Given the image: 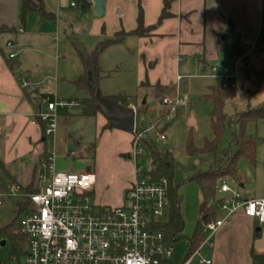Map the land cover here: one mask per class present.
<instances>
[{
  "label": "rangeland",
  "instance_id": "obj_1",
  "mask_svg": "<svg viewBox=\"0 0 264 264\" xmlns=\"http://www.w3.org/2000/svg\"><path fill=\"white\" fill-rule=\"evenodd\" d=\"M76 2L78 8L65 12L58 28L55 22H51L54 29L53 31L50 29L47 37L36 38V43L27 46L19 53V62L29 65L28 70L24 67L19 70V76L26 82L28 90L38 95L37 98L40 100L76 99L79 101V105L72 109H57V129L55 133L47 136L45 156L52 157L58 171L81 173L91 168L99 176L107 177L104 185L96 186L93 200L102 206L116 207L124 203V195L120 196L116 185L127 181L128 177L135 173L136 160L130 156L131 150L125 153L118 152L129 148L126 133L129 131L114 130V127L107 129L102 125L100 116L88 117L82 113L84 99L89 96V93L86 89H78L73 84V80L80 74L75 73L77 65L82 67L78 50L90 53L100 41L87 33L88 24L91 17L95 15V10L82 15L80 0ZM261 16L259 45L252 55L243 57L239 79L233 86L236 89V95L227 100L225 105L228 120L219 142V151L228 147L232 140L229 119L249 106L256 107L264 102V77L259 80L252 72L253 69H256L257 73L264 70V58L259 55V51L264 50V0H261ZM6 38L2 40V47L7 41ZM11 40L14 42L13 39ZM7 52L10 51L7 50ZM131 55L126 49L105 50L101 53L99 62L103 73L98 86L104 96L123 95L120 104L125 106L133 102L138 105L137 109H141V102L145 99L147 112L146 114L140 112L138 128L149 127L159 122L157 130L165 134L164 140L156 133L153 137L162 151L168 150L173 153V181L175 185H179L178 191L183 196L181 212L184 229L182 237L173 243V260L178 262L186 257L188 239L198 227L201 218L200 207L204 202L201 188L196 182L189 181V178L193 173L208 169L214 160L213 153L197 152L190 155L187 152L190 136L198 149L204 146L206 138H213L210 121L212 101L207 99L205 94L209 92L208 86L214 80L197 77L184 79L181 90L185 104L168 121H164L161 120V116L167 117V115L160 110V99L166 95L174 97V87L168 94H163L158 86H140L135 62ZM45 111L46 105L42 102L38 106V114H43ZM246 132L256 135L260 141L257 163L244 157L240 159L239 175L243 186L239 185L240 182L224 180L231 186H237L242 194L260 198L264 196V119H260L257 123H249ZM129 133L133 134L134 139V132ZM138 163L142 168L149 169L147 159L140 158ZM0 175H2L1 170ZM3 193V182L0 181V195ZM226 196V193L218 189L215 201L209 203L215 207L217 217L224 216L218 201ZM18 212L20 211L16 201L5 199L0 204V229L14 222ZM168 213H165L162 220L168 219ZM24 258L25 254L19 256L13 251L10 235L0 233V264H13L19 260L23 261Z\"/></svg>",
  "mask_w": 264,
  "mask_h": 264
},
{
  "label": "crops",
  "instance_id": "obj_2",
  "mask_svg": "<svg viewBox=\"0 0 264 264\" xmlns=\"http://www.w3.org/2000/svg\"><path fill=\"white\" fill-rule=\"evenodd\" d=\"M73 2L76 8L71 6ZM43 5L53 18H45L39 12L31 11L23 21L15 19V30L0 31V161L8 167L16 182L24 186L37 177L41 160L46 158L47 135L43 122L36 116L38 106L46 99H38V95L29 91L27 85L23 87L24 80L20 78L19 70L22 67L28 70L29 65L19 62V53L36 43V38L47 37L50 29H54L51 22H55L58 28L62 15L78 8L76 0H43ZM163 7L164 0H106L103 15L95 13L88 24V35L101 41L119 31L134 30L142 9L145 25L155 26L151 34L128 35L122 42L106 48L126 49L132 54L140 86L159 85L161 92L168 94L173 87L176 93L178 85L182 93L183 80L197 77L214 80L209 88L217 82L208 76L211 65L217 61L232 63L236 59L232 47L236 40L242 43L258 38L259 45L261 0H170L168 10L171 15L159 22ZM4 38L7 41L2 47ZM9 42L11 46H8ZM11 53H15L13 59L9 57ZM14 62L19 63L17 69L11 67ZM75 73L81 75L83 65H77ZM178 75L184 76L180 82L177 81ZM37 100L40 101L39 105ZM144 100L141 107L146 106ZM128 105L138 106L133 102ZM96 116H100L102 125L108 129L110 122L105 115L98 112ZM129 132H126L129 148L118 152L131 150L133 134ZM94 173L95 188L99 184L104 185L107 177ZM134 179L135 173L127 181L116 185L121 197ZM0 181L3 186L11 182L6 174L0 175ZM239 185L243 186L242 182ZM257 227L261 229L260 236H256ZM212 238L214 247L203 249V255L210 258L212 264H253L252 251L264 254V224L246 216L242 210L227 219Z\"/></svg>",
  "mask_w": 264,
  "mask_h": 264
},
{
  "label": "built area",
  "instance_id": "obj_3",
  "mask_svg": "<svg viewBox=\"0 0 264 264\" xmlns=\"http://www.w3.org/2000/svg\"><path fill=\"white\" fill-rule=\"evenodd\" d=\"M72 7L76 8L73 2ZM254 41H243L245 53L232 63L214 62L208 76L223 84L234 86L239 79L242 59L257 49ZM12 43L9 42L8 46ZM264 58V50L259 51ZM11 59L15 53L9 55ZM177 76V81L183 79ZM23 82V87H26ZM46 111L37 117L45 124V135L56 132L58 108L72 109L79 105L77 100L44 101ZM185 104L179 86L174 97L164 96L160 105L168 119ZM134 108L137 115V108ZM159 122L149 127L138 128L136 118L135 137L130 156L136 160L135 179L124 193V203L106 207L93 200L96 175L90 171L64 172L55 168L51 156L46 157L36 177L35 190L28 191L18 182H8L0 195V204L5 199L16 201L21 212L20 232L27 240V251L23 261L13 264H166L173 258L174 247L169 243L157 224L163 222L169 212L167 178L153 180L148 169L138 163L140 158L149 161L140 147L141 140L156 133L165 139L164 132L157 130ZM219 190L226 198L219 204L223 217L206 222L203 227L205 238L200 246L181 264H212L203 255L204 247L212 249L213 235L236 212L242 210L246 216L264 224V198H247L237 186L224 179Z\"/></svg>",
  "mask_w": 264,
  "mask_h": 264
},
{
  "label": "trees",
  "instance_id": "obj_4",
  "mask_svg": "<svg viewBox=\"0 0 264 264\" xmlns=\"http://www.w3.org/2000/svg\"><path fill=\"white\" fill-rule=\"evenodd\" d=\"M169 2L170 0H164V7L160 14L159 22L171 15L168 10ZM31 11H37L45 18H53V15L45 10L43 0H19V12L17 18L20 21H23L26 14ZM137 23V27L132 31H119L113 37L100 41L97 47L90 53H87L84 50H78L83 65V73L73 80V84L78 89H86L89 93V96L84 99L82 110L83 115L95 117L98 112H101L96 104L95 97L92 94V89L90 88L91 83L93 90H99V80L103 73V69L99 62L101 53H103L110 45L122 42L128 35L149 36L151 30L155 27L154 25H145L142 9H140ZM15 28V25L11 29L2 26L0 27V31H13ZM232 47L235 58L244 55L245 49L242 47L240 40H236ZM252 72H254L257 79H263L264 70L257 73L256 69H253ZM157 86L160 87L159 85ZM235 95L236 89L232 85L224 87L221 82L217 81L214 86L209 87V92L205 94V97L212 101L210 121L213 138H206L204 146L201 149L195 147L192 136H190L187 143L188 154L194 155L197 152L213 153L214 160L208 169L193 173L189 178V181L196 182L201 188L204 202L200 207L201 218L198 227L194 234L188 239V250L184 259L190 256L203 242L205 238L203 231L204 224L217 218L215 207L211 206L209 203L215 201L216 193L221 181L223 179H230L234 182H240L239 161L241 158L244 157L253 163H257V151L260 141L256 135L247 134L246 129L249 123H257L260 119H264V102L256 107L249 106L246 110L236 113L229 119L228 123L232 129V140L228 147L220 151L218 149L220 139L225 131L228 120L225 105L227 100L235 97ZM121 96L113 95L107 97L120 103ZM140 112L146 114V106L137 109V120ZM108 126L112 127L110 123ZM44 128L45 124L43 123V130ZM140 147L146 152L149 159L148 175L153 180H159L163 177L168 180V219L158 223L157 228L163 231L167 241L173 244L182 237V231L184 229V220L181 212L183 196L178 191L179 185H175L173 181L174 156L171 151H162L153 136L143 138ZM0 170L2 171V174H6L8 178H10V181L16 182L14 177L10 174L8 167L1 161ZM87 171H90V169ZM35 183L36 178L25 186L26 190L34 191ZM4 187L5 185L3 188ZM20 219L21 212H18L14 222L0 229V233L10 235L12 239V249L14 252H17L19 256L26 254L27 251V240L20 232ZM251 256L253 264H264V254H257L252 251ZM183 260L175 262L173 258H171L164 262L166 264H181Z\"/></svg>",
  "mask_w": 264,
  "mask_h": 264
},
{
  "label": "water",
  "instance_id": "obj_5",
  "mask_svg": "<svg viewBox=\"0 0 264 264\" xmlns=\"http://www.w3.org/2000/svg\"><path fill=\"white\" fill-rule=\"evenodd\" d=\"M106 0H80V14L85 15L91 12L94 8L97 15H103L104 4ZM19 12V0H0V27L6 26L11 29L14 26L15 19ZM11 67L17 69L19 63H12ZM92 94L95 97L96 104L100 111L108 119L112 127L123 129L126 131H134L136 123V111L129 105H123L115 102L111 98L102 95L100 90H93L90 83ZM36 103L39 105L40 101ZM145 103V100L144 102ZM223 200H219L218 204H221ZM260 227L256 228V236H260Z\"/></svg>",
  "mask_w": 264,
  "mask_h": 264
}]
</instances>
